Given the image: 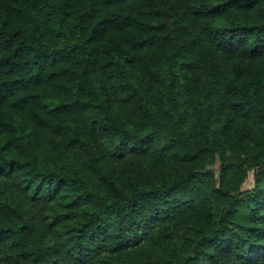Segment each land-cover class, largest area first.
<instances>
[{
	"label": "trees",
	"instance_id": "16d2710c",
	"mask_svg": "<svg viewBox=\"0 0 264 264\" xmlns=\"http://www.w3.org/2000/svg\"><path fill=\"white\" fill-rule=\"evenodd\" d=\"M0 264H264V0H0Z\"/></svg>",
	"mask_w": 264,
	"mask_h": 264
},
{
	"label": "rangeland",
	"instance_id": "374dc122",
	"mask_svg": "<svg viewBox=\"0 0 264 264\" xmlns=\"http://www.w3.org/2000/svg\"><path fill=\"white\" fill-rule=\"evenodd\" d=\"M251 185H252V181H251V178H250V179L246 182L245 187H246V188H250Z\"/></svg>",
	"mask_w": 264,
	"mask_h": 264
}]
</instances>
